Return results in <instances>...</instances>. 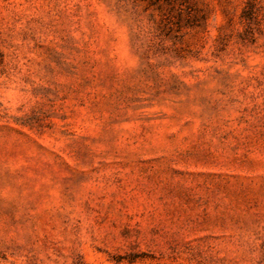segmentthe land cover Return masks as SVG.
I'll return each instance as SVG.
<instances>
[{
	"label": "rangeland",
	"instance_id": "1",
	"mask_svg": "<svg viewBox=\"0 0 264 264\" xmlns=\"http://www.w3.org/2000/svg\"><path fill=\"white\" fill-rule=\"evenodd\" d=\"M0 264H264V0H0Z\"/></svg>",
	"mask_w": 264,
	"mask_h": 264
}]
</instances>
